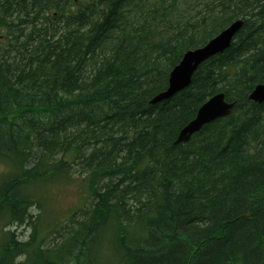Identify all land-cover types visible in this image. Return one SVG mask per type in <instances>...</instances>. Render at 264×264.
Instances as JSON below:
<instances>
[{
	"label": "trees",
	"instance_id": "16d2710c",
	"mask_svg": "<svg viewBox=\"0 0 264 264\" xmlns=\"http://www.w3.org/2000/svg\"><path fill=\"white\" fill-rule=\"evenodd\" d=\"M237 20L227 50L149 104ZM258 84L264 0H0V264H264ZM218 93L231 115L175 145ZM71 182L81 205L54 218L50 190Z\"/></svg>",
	"mask_w": 264,
	"mask_h": 264
},
{
	"label": "water",
	"instance_id": "95a60500",
	"mask_svg": "<svg viewBox=\"0 0 264 264\" xmlns=\"http://www.w3.org/2000/svg\"><path fill=\"white\" fill-rule=\"evenodd\" d=\"M242 25L243 21L237 20L203 47L184 53L180 62L169 74L167 89L155 95L149 101V104L155 105L166 101L187 88L198 66L209 58L228 49ZM248 99L256 104L264 103V86H257L249 94ZM233 107V103H227L225 101L224 94L220 93L213 96L198 109L195 118L180 131L174 142L175 145L187 143L205 125L231 115Z\"/></svg>",
	"mask_w": 264,
	"mask_h": 264
},
{
	"label": "rangeland",
	"instance_id": "374dc122",
	"mask_svg": "<svg viewBox=\"0 0 264 264\" xmlns=\"http://www.w3.org/2000/svg\"><path fill=\"white\" fill-rule=\"evenodd\" d=\"M4 166L0 164V173L4 171ZM77 177V174H75V179ZM49 197L53 201L52 207L55 211L54 218L63 219L60 215L57 214L59 212H66L67 209H75L81 205V195L80 190L78 186L75 185V183H65L62 185H59V187L53 188L50 190ZM30 214L33 218L40 217V220H43L46 217V214L36 208H32L30 210ZM3 230H10L14 231L17 239L19 241H26L30 235V228H27L26 226H17L12 225L7 228H4ZM0 235H1V228H0ZM23 256L18 258L17 262L23 261Z\"/></svg>",
	"mask_w": 264,
	"mask_h": 264
},
{
	"label": "bare ground",
	"instance_id": "6f19581e",
	"mask_svg": "<svg viewBox=\"0 0 264 264\" xmlns=\"http://www.w3.org/2000/svg\"><path fill=\"white\" fill-rule=\"evenodd\" d=\"M257 86H264V85H262V84H258V85H256V86H254V88L252 89V91L257 87ZM251 91V92H252ZM177 95V94H176ZM213 97V96H212ZM182 145H184V144H182Z\"/></svg>",
	"mask_w": 264,
	"mask_h": 264
}]
</instances>
